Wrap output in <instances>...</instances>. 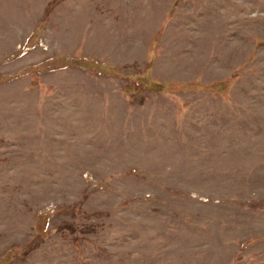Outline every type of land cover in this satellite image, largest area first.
Listing matches in <instances>:
<instances>
[{
    "label": "rangeland",
    "instance_id": "1",
    "mask_svg": "<svg viewBox=\"0 0 264 264\" xmlns=\"http://www.w3.org/2000/svg\"><path fill=\"white\" fill-rule=\"evenodd\" d=\"M0 264H264V0H0Z\"/></svg>",
    "mask_w": 264,
    "mask_h": 264
}]
</instances>
